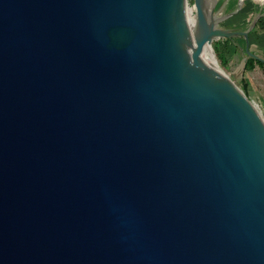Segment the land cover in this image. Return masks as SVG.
Returning <instances> with one entry per match:
<instances>
[{"label":"water","instance_id":"water-1","mask_svg":"<svg viewBox=\"0 0 264 264\" xmlns=\"http://www.w3.org/2000/svg\"><path fill=\"white\" fill-rule=\"evenodd\" d=\"M233 0H0V264H264V119ZM242 38L220 71L217 39Z\"/></svg>","mask_w":264,"mask_h":264},{"label":"crops","instance_id":"crops-1","mask_svg":"<svg viewBox=\"0 0 264 264\" xmlns=\"http://www.w3.org/2000/svg\"><path fill=\"white\" fill-rule=\"evenodd\" d=\"M241 6L238 15L234 19H230L224 22L227 26H233L235 28L244 29L253 18L252 12L255 9V5L252 2L246 1ZM230 9H233V5L230 4ZM257 12L264 13V9L258 10ZM255 14V13H254ZM249 47L250 49L258 54L259 56L264 58V14H262L258 20L256 21L253 29L249 32ZM217 46L219 51L225 56L227 59L226 66L232 69L234 66L236 56L240 54L242 51V46L244 41L242 38L235 39H217ZM242 43V44H241ZM243 53V51H242ZM264 71V66H259L255 64V66L251 69L244 70L243 77L241 78V82L243 83L246 90H252L251 85V77L255 76L257 73H261ZM249 95V94H248Z\"/></svg>","mask_w":264,"mask_h":264},{"label":"rangeland","instance_id":"rangeland-1","mask_svg":"<svg viewBox=\"0 0 264 264\" xmlns=\"http://www.w3.org/2000/svg\"><path fill=\"white\" fill-rule=\"evenodd\" d=\"M237 1V0H236ZM249 1L252 2L255 5V9L252 12V16H254V13H257V11L260 9H264V0H242L241 1V6L243 7V3ZM235 1L233 0L232 3H230L231 5H234ZM187 6L189 7V16L191 15L194 18V10L192 8V4H193V0H187ZM230 4L228 5V7L224 8L223 12H226L230 9ZM237 16V15H236ZM235 16V17H236ZM242 44V43H241ZM213 46V43H212ZM243 47V45H241ZM213 53H214V63L217 66V68L222 71L225 74H229L230 73V68L227 67L226 65L221 63V60L218 56V52L215 51L214 47H213ZM244 56V53H242V51H240V54L236 56L235 59V63L234 66H232L233 70H238L240 65V60L241 58ZM211 58V56H210ZM212 59V58H211ZM244 73V71H243ZM243 77V74L241 76H239L238 79H235V83L241 87V89L245 90V92L247 94H249L248 96L250 97V99L254 102L257 110L260 112L261 116L264 119V71L261 73H257L255 76L251 77V85H252V90H249V92L246 90V88L244 87L243 83L241 82V78Z\"/></svg>","mask_w":264,"mask_h":264},{"label":"trees","instance_id":"trees-1","mask_svg":"<svg viewBox=\"0 0 264 264\" xmlns=\"http://www.w3.org/2000/svg\"><path fill=\"white\" fill-rule=\"evenodd\" d=\"M238 15V13H237ZM228 39V38H227ZM217 41L218 40H215L213 42V47L215 49V51L218 52V56L221 60V63L226 65L227 64V59L225 58V56L219 51L218 49V46H217ZM255 64H258L259 66H264V61H260V60H256L255 58L253 57H247V60H246V63H245V67H244V70H247V69H251L255 66ZM243 91L245 92L244 88H243ZM245 94L248 96V94L245 92Z\"/></svg>","mask_w":264,"mask_h":264},{"label":"bare ground","instance_id":"bare-ground-1","mask_svg":"<svg viewBox=\"0 0 264 264\" xmlns=\"http://www.w3.org/2000/svg\"><path fill=\"white\" fill-rule=\"evenodd\" d=\"M188 10H189V7L187 6V17H188V19L192 22L194 18H193L191 15L189 16V12H188ZM203 50H204L206 53H208L209 56H211V58H212V60H213V62H214V56H213V54H212L210 48H209V47H205Z\"/></svg>","mask_w":264,"mask_h":264}]
</instances>
